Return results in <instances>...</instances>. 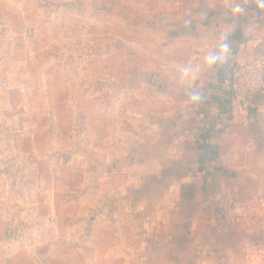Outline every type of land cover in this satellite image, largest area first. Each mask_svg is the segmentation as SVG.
<instances>
[{"label":"crops","instance_id":"crops-1","mask_svg":"<svg viewBox=\"0 0 264 264\" xmlns=\"http://www.w3.org/2000/svg\"><path fill=\"white\" fill-rule=\"evenodd\" d=\"M15 1L12 31L42 51L25 61L43 64L0 158V264H226L241 225L228 208L263 201L264 86L245 110L229 72L264 51V9ZM222 42L229 53L209 66Z\"/></svg>","mask_w":264,"mask_h":264},{"label":"rangeland","instance_id":"rangeland-1","mask_svg":"<svg viewBox=\"0 0 264 264\" xmlns=\"http://www.w3.org/2000/svg\"><path fill=\"white\" fill-rule=\"evenodd\" d=\"M23 6V2H22ZM17 8L15 0H0V151L1 162L6 160L3 155L8 149L7 138L12 129L9 128L11 122L21 123L30 117L26 114L25 93L30 85L26 76L33 74V85L39 83L41 65L43 64L40 53H34V61H25L31 56V48L27 44L32 41L35 33L22 31L14 33L11 29L13 23L14 9ZM18 9V8H17ZM33 30L35 29L31 26ZM24 30V29H23ZM31 45V44H30ZM40 51L38 45L32 51ZM57 50H53L56 54ZM42 52V51H40ZM15 59V61H14ZM33 63V65H32ZM32 65V66H31ZM41 68V69H40ZM25 72L29 74H25ZM33 102H40V87H34ZM29 90L27 91V93ZM39 95V96H38ZM37 99V100H36ZM35 115V113H33ZM40 117V114H39ZM229 199L238 200L234 194ZM264 201V192L260 194ZM236 200V201H237ZM246 200L242 202H246ZM253 203L248 201L239 209H229L232 218L238 217L239 230L234 231L232 236H227L224 242L227 244L225 251L226 264H264V202ZM201 258L193 256L192 264ZM191 263V262H190ZM210 264H218L217 258L212 256Z\"/></svg>","mask_w":264,"mask_h":264},{"label":"built area","instance_id":"built-area-1","mask_svg":"<svg viewBox=\"0 0 264 264\" xmlns=\"http://www.w3.org/2000/svg\"><path fill=\"white\" fill-rule=\"evenodd\" d=\"M264 86V51L249 60L235 63L229 72V88L240 106L249 110L255 104L256 94Z\"/></svg>","mask_w":264,"mask_h":264},{"label":"clouds","instance_id":"clouds-1","mask_svg":"<svg viewBox=\"0 0 264 264\" xmlns=\"http://www.w3.org/2000/svg\"><path fill=\"white\" fill-rule=\"evenodd\" d=\"M255 4L257 6V8L259 9H264V0H255ZM233 14H240L243 9L241 8V6L239 4H237L233 9ZM230 51V46L228 43L226 42H222L219 46V52H215V53H211L209 55H207L205 57V62L209 65V66H213L215 64H217L218 62H220V57L224 56L225 54H228ZM198 71V68H185L182 71V79L183 80H187L189 78H194L195 73ZM200 99V96L198 93H193L191 95V100L192 101H198Z\"/></svg>","mask_w":264,"mask_h":264},{"label":"trees","instance_id":"trees-1","mask_svg":"<svg viewBox=\"0 0 264 264\" xmlns=\"http://www.w3.org/2000/svg\"><path fill=\"white\" fill-rule=\"evenodd\" d=\"M252 109V108H251Z\"/></svg>","mask_w":264,"mask_h":264}]
</instances>
